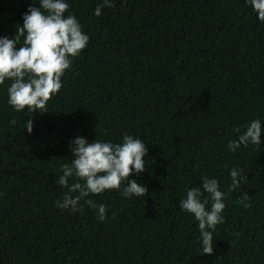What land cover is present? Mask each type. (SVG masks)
Listing matches in <instances>:
<instances>
[{
    "label": "trees",
    "instance_id": "trees-1",
    "mask_svg": "<svg viewBox=\"0 0 264 264\" xmlns=\"http://www.w3.org/2000/svg\"><path fill=\"white\" fill-rule=\"evenodd\" d=\"M33 2L0 0V36ZM98 2L68 0L90 39L47 111L13 110L0 85V264H264V143L226 147L236 126L260 118L264 129V23L244 0H114L95 16ZM125 133L148 147L132 174L146 195L90 194L104 221L87 205L56 207L69 141ZM232 168L245 179L230 189ZM204 175L227 194L212 254L179 207Z\"/></svg>",
    "mask_w": 264,
    "mask_h": 264
},
{
    "label": "clouds",
    "instance_id": "clouds-1",
    "mask_svg": "<svg viewBox=\"0 0 264 264\" xmlns=\"http://www.w3.org/2000/svg\"><path fill=\"white\" fill-rule=\"evenodd\" d=\"M244 2L251 6L257 20L264 23V0ZM104 7H114V0H99L93 14L100 16ZM69 8L68 0L33 2L22 14V24L16 26L15 35L0 36V85L8 81L7 103L13 110L24 112L27 108L29 113L38 111L41 114L47 111V102L62 87L61 77L70 69L72 60L86 48L90 37L75 14L67 11ZM24 128L31 133L33 120L28 119ZM233 131L237 135L227 142L229 152L241 146L264 143L260 118L236 126ZM69 148L72 158L60 165L62 174L56 176L57 186L66 189L54 202L56 207L75 213L87 205L95 210L99 221H104L106 205L89 198L90 194L115 189L125 198L146 195V186L132 178L133 173L139 175L147 167L144 157L148 147L139 137L125 133L119 142H114L97 138L89 141L77 135L69 141ZM242 171L230 170V189L245 179ZM185 192L179 207L197 222L199 253L212 254L216 226L224 221L222 213L227 194L221 190L217 178L207 175L201 177L200 187L186 188Z\"/></svg>",
    "mask_w": 264,
    "mask_h": 264
}]
</instances>
